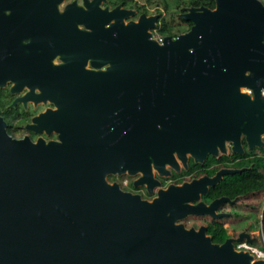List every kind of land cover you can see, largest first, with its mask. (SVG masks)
I'll list each match as a JSON object with an SVG mask.
<instances>
[{"label":"water","instance_id":"95a60500","mask_svg":"<svg viewBox=\"0 0 264 264\" xmlns=\"http://www.w3.org/2000/svg\"><path fill=\"white\" fill-rule=\"evenodd\" d=\"M60 1L0 0V11H11L0 14V85L11 80L12 91L37 86L41 94L23 101L48 99L59 107L29 126L58 134V141L46 145L12 138L0 118V264H249L250 254L235 255L231 242L215 246L201 230L173 223L227 201L200 202L220 177L171 185L148 204L106 184L102 175L113 168L123 173L130 159L126 171L139 166V182L150 189L155 182L149 158L161 172L164 161L176 165L174 149L184 161L185 153L200 158L224 140L241 151L240 135L249 147L260 145L264 6L257 0H214L212 10L182 14L192 23L187 32L157 44L148 32L156 17L141 14L137 22L124 23L131 12L101 9L103 0H89L85 9L71 3L59 15ZM23 35L34 40L26 46L32 53L20 57L23 46L14 45ZM37 49L42 50L35 54ZM55 54L65 55V75L48 67ZM86 58L94 68L107 62L111 67L83 70ZM237 84L251 88L253 98L240 94L233 100ZM164 135L165 145L157 146ZM141 136L131 156L130 140Z\"/></svg>","mask_w":264,"mask_h":264},{"label":"rangeland","instance_id":"374dc122","mask_svg":"<svg viewBox=\"0 0 264 264\" xmlns=\"http://www.w3.org/2000/svg\"><path fill=\"white\" fill-rule=\"evenodd\" d=\"M88 1L89 0H61L56 5V7L59 13H61L65 7H69L71 3H75L76 6L81 9H85V4ZM103 1H101L99 4V7L101 9H113L109 6H104L102 3ZM126 1L127 4L125 6H118L120 9H126L131 12L124 19V23H127L129 21L137 22V19L141 14H144L146 17H156L154 25L152 26V28L148 29L149 38L152 40H154V30H156V32L160 34V36H169L173 40H175L179 34L185 33L189 30L187 25L185 23H182L178 19V15L181 14L182 16L183 12L189 10V7L187 6L188 0H180L178 4L174 0H134L135 3H133V0ZM261 4L263 5L264 2H262ZM5 11L7 10L2 11L1 13ZM164 24L167 25V28L165 29V31H161ZM76 27L77 29H81L82 25L77 23ZM58 60L59 55H57L56 58H53L49 62L51 64H54ZM106 65L107 66L102 67V69L99 70L105 71L111 67V63L109 62L106 63ZM12 83L13 82L11 81L3 84L1 98L6 99V101L11 100L10 105L12 106H18V108L20 109V117L14 121H7L1 116L2 114L0 110V118L4 122L6 132L14 139H22L26 137L32 143H36V141L39 139L43 140L45 145L51 141H58V134L54 131H51L49 134H47L44 130H42L41 132H36L29 128L31 124H35L32 119L35 116L40 115L41 112L44 113V111L47 110L48 107L56 110L57 107L55 103L53 105V101L49 102L48 100L39 99L34 100L33 98H28L23 101V98L21 96L24 95V91H29L31 88H24L21 92H14L12 91ZM243 90L244 89H242L241 87L240 91L242 92ZM34 92H38V89L35 88ZM34 92L29 91L27 93V96H33V94H35ZM249 97L253 98L252 94L249 95ZM185 117V114L181 113V121H184ZM202 125L203 124H200V127H202ZM260 142V145H253L254 147H252V154H262L260 152V149L264 147V134L260 135ZM228 143H230L231 145L230 148H228ZM216 149L218 150L217 152H215L217 154V157H214L215 159L214 161H212L216 172L214 173V171H212V173L214 174L212 178L215 176L220 177L222 175L221 169L225 170V168L229 167L235 159H243L246 157V153H243L242 151H235L233 149V143L229 140L223 141L222 146L216 145ZM212 155L214 156V154ZM188 156L189 154L187 153L185 157ZM193 160H200V158H195ZM149 162L152 165V160L150 158ZM165 164L168 163L166 162ZM177 172L178 173H176L175 177H164L166 179L165 182L159 180V184L153 185L150 189L144 187V185H140V183L138 184V173L128 172V174L125 175H116L117 172H114V174L108 173L105 175L103 180L108 185H115L122 192H126L131 195H137L141 200L150 203L158 196V191L166 190L169 185L181 186L183 183L182 181H191H188V177L186 175H182L183 173H181L180 175L179 171ZM251 173L254 186L252 192L246 194L245 196L238 197L234 200H227L219 203L215 208H213L211 213H204L201 215L186 214L181 218L175 219L173 223L175 225L182 226L186 230L192 229L195 232L201 230L204 237L207 238L208 241L215 246H220L226 241H229L231 242L233 249L237 252H245L251 254L249 250L243 248L237 249V245L240 243H244L245 245L251 246L253 248L263 249L264 224L262 225V209L264 206V166L259 168H252ZM180 182L181 184H176ZM137 184L139 186H143L144 189H141V191L138 192L137 189L139 187L137 186ZM196 202H188V204L194 205ZM168 214L169 213H167L166 216H168ZM251 256V262L257 261L260 262L259 264H264L263 258L257 257L252 254Z\"/></svg>","mask_w":264,"mask_h":264},{"label":"flooded vegetation","instance_id":"af4514ba","mask_svg":"<svg viewBox=\"0 0 264 264\" xmlns=\"http://www.w3.org/2000/svg\"><path fill=\"white\" fill-rule=\"evenodd\" d=\"M2 11H0V14L1 15H4V16H8L10 13H11V11L10 10H7V11H5V12H3V13H1ZM63 13V11L61 12V13H59L58 12V14L59 15H61ZM78 30H85L83 27L81 28V29H78ZM22 40H21V44H20V46H23V50L26 52V54L27 55H29L30 53H32L29 49H27V45L30 43V42H32L33 40H34V38H32V37H26V36H24L23 35V37L21 38ZM27 42H26V41ZM40 51H41V49H37V50H35L34 51V53L35 54H38V53H40ZM57 55H59V60L57 61V62H55L54 64H51V63H49L48 62V67L50 68V71H51V73L52 74H54V73H56V72H58V73H61V74H63V75H65V71H63L60 67L61 66H63V65H65V60H64V58H65V55L64 54H55V55H53L52 57H51V60L53 59V58H56L57 57ZM70 57H72V58H74L72 55L70 56ZM74 60H75V62L76 63H78V62H80L79 61V59H77V57L76 58H74ZM108 63V62H107ZM80 66H81V68L83 69V70H86V71H92V72H96V71H103V70H99V69H102V67H105V66H107L106 64H104V65H102L101 67H99V68H94V67H92V65H91V63H90V58H86V60L84 61V63H81L80 64ZM95 71H94V70ZM106 71V70H105ZM104 72V71H103ZM69 74H71V76L73 77V78H75V72H70ZM19 75H21V74H19ZM37 76L35 75L34 76V78H36ZM7 82H11V80H6L4 83H7ZM13 82V81H12ZM14 84H15V82H13L12 83V87L14 86ZM3 85H0V89L1 90H3ZM24 88H29L26 84H23L22 85V87L20 88V90H18V91H14V92H21V91H23V89ZM38 89V87L37 86H35V87H33V88H31L29 91H32V92H34V89ZM29 91H24L25 93H24V95L23 96H21L22 98H25L28 94V92ZM35 93V92H34ZM35 94H41V91L38 89V92H36ZM35 94H33V95H35ZM35 96H37V95H35ZM56 98H58L59 97V91H56L55 92V95H54ZM19 98V97H18ZM21 98V99H22ZM46 100H48V99H46ZM49 101V100H48ZM26 102H29V101H26ZM43 102H45V101H43ZM49 102H51V101H49ZM53 103V105H54V101L52 102ZM13 106H15V105H13ZM12 105H9V107H13ZM58 108V107H57ZM47 110H50V111H53V109L52 108H47ZM47 110H45L44 112H46ZM230 112V111H229ZM41 113H43V112H41ZM40 113V114H41ZM38 116V115H37ZM36 117V116H35ZM181 120V119H180ZM183 122V121H182ZM157 129H159V126H157ZM180 130V128L178 129V131ZM241 136V135H240ZM225 141V140H224ZM171 142L174 144V148L177 146V144H176V142H175V139L174 138H172V140H171ZM223 143V142H222ZM214 145V151H210V150H208V149H206V151H205V155L204 156H201L200 157V160H193V159H195L194 157L193 158H191L192 157V155L191 154H189V156L188 157H185V160L182 162V160L178 157V155H177V153H176V151H175V149H174V151H172V157H173V159H174V162L176 163V165H170V164H163V166H162V171L160 172L158 169H156V168H154V165H153V160H152V171L150 172V178L152 179V181H154L155 183L153 184V185H157V184H159V182L160 181H162V182H165V178L164 177H175V175H176V173H178L177 171H179V174L181 175V173H183L182 175H186L187 177H188V181H192L193 179H198V178H203V177H208V178H212V176L214 175L213 173L211 174V175H206V173H204V172H202V173H200L199 175H195V172H191V173H186L188 170H189V168L191 167V165L192 164H194L195 165V167H197L196 168V170H204V171H214V173L216 172V169H215V167L213 166V162L212 161H214V159L217 157V154L215 153V152H217L218 150L216 149V145H218V144H213ZM230 143H228V148H230ZM239 146H240V148H241V151L243 152V153H246V155L247 154H251L252 155V147H249L248 146V144H247V142H246V139H245V136H241L240 138H239ZM254 147V146H253ZM236 151V150H235ZM240 151V152H241ZM187 153H185V155H186ZM211 154V155H210ZM212 154H214V156L212 155ZM254 155V154H253ZM215 157V158H214ZM247 157V156H246ZM217 159H219V158H217ZM216 159V160H217ZM240 160H242V159H235L232 163H231V165L229 166V167H226L225 168V170H228V171H231V172H225V173H222V175L220 176V178H219V180L215 183V184H217L219 181H221L222 180V178L226 175V174H228V173H233V172H235V171H237V170H239V169H237V168H233V165L235 164V163H237L238 161H240ZM222 170H224V169H221V171ZM185 172V173H184ZM120 174H123V175H125V174H128V172L126 171L125 173H120ZM139 174V176H138V184L140 183V185H144V187H147L148 188V186H147V183L146 182H139V180L140 179H142L143 178V173H141V172H139L138 173ZM117 175V174H116ZM161 176V177H160ZM200 176H203V177H200ZM122 177V176H121ZM158 177V178H157ZM160 177V178H159ZM183 177V176H182ZM160 180V181H159ZM183 183H187V182H184V181H182ZM182 183V184H183ZM137 184V186L139 187L137 190H138V192L139 191H141V189H144V187L143 186H139ZM176 184H181V182L180 183H176ZM214 184V185H215ZM153 185H151V188H152V186ZM169 186H171V185H169ZM210 186H212V185H209L208 187H207V190H208V188L210 187ZM206 205H208V204H206Z\"/></svg>","mask_w":264,"mask_h":264},{"label":"trees","instance_id":"16d2710c","mask_svg":"<svg viewBox=\"0 0 264 264\" xmlns=\"http://www.w3.org/2000/svg\"><path fill=\"white\" fill-rule=\"evenodd\" d=\"M179 3L180 0H174ZM104 6H109L111 8L115 7H123L127 4L126 0H104ZM133 3L134 0H133ZM137 4V3H136ZM138 5V4H137ZM187 6L190 9H197V8H207V9H214L215 3L214 0H188ZM138 7V6H137ZM187 10V11H189ZM185 11V12H187ZM183 12V13H185ZM178 19L185 23L190 29L192 23L190 21H185L181 17V14L178 15ZM167 25H163L161 31H165ZM264 39V38H263ZM2 97V90L0 89V110L1 116L3 119L7 121H14L20 117V109L18 106L9 107L10 101ZM261 155H251L247 154L245 158L238 161L233 165V168H237L239 170L226 174L221 181L217 184L212 185L208 188V190L201 194L200 202L204 204H209L213 200L219 198H226L228 200H234L238 197L245 196L246 194L253 191V182H252V168H259L264 166V147L260 149ZM252 167V168H251ZM194 164L191 165L189 170L186 173L195 172V175H199L200 173L204 172L206 175H211V171H204V170H196ZM264 224V206L262 209V225Z\"/></svg>","mask_w":264,"mask_h":264},{"label":"bare ground","instance_id":"6f19581e","mask_svg":"<svg viewBox=\"0 0 264 264\" xmlns=\"http://www.w3.org/2000/svg\"><path fill=\"white\" fill-rule=\"evenodd\" d=\"M72 23H73V21H72ZM8 34V33H7ZM5 35V34H4ZM4 37V36H3ZM3 37L2 36H0V38H2L3 39ZM21 40L22 39H18L17 40V42L15 43V48L16 47H18L17 45H20L21 44ZM42 50V49H41ZM10 54H14L13 52H11ZM24 55H27L26 54V52L23 50V49H20V52H19V56L21 57V56H24ZM8 60H9V58H8ZM51 60V58L50 57H48V62ZM50 63V62H49ZM40 65V64H39ZM6 66H9L8 64L6 65ZM2 70V68H0V71ZM246 71H244L243 72V75L245 76V73ZM241 87H242V89H244L242 92L240 91L241 90ZM235 88H236V90H235V92H234V95H233V100H235L236 99V96H238V95H240V94H245V95H248L247 94V92L248 91H245L246 90V88L247 87H245L244 85H241V84H237L236 86H235ZM249 89H251V88H249ZM240 92V93H239ZM202 98V97H201ZM224 102H225V100H224ZM224 105H226V104H224ZM227 106V105H226ZM59 108V107H58ZM57 108V109H58ZM223 120V119H222ZM223 122V121H222ZM155 126H160L161 125V123L158 121V120H156V121H154V123H153ZM145 130L147 131V132H149V130H150V128L147 126L146 128H145ZM175 131V130H174ZM173 133V132H172ZM167 135H164V136H162L161 138H165ZM160 138V139H161ZM162 139V140H160L159 139V142H157V146H160V144H163V145H165V140L166 139ZM143 137L141 136V137H133L131 140H130V143L131 144H133L134 145V148H133V150L130 152L131 153V156H135V154H136V152H137V149H138V142H141V143H143ZM167 139H169V140H172V135H170V136H168V138ZM163 145H161V146H163ZM162 150H163V147H162ZM188 153V152H187ZM129 153L128 152H125L124 153V158H129L128 155ZM146 155H149L148 154V152H147V154ZM164 163H166V161H164ZM132 165H133V161L132 160H130V159H128V161H127V163H126V165H125V167H124V171H123V173L124 172H126V170H128L129 168H131L132 167ZM148 167H149V172H151L152 171V166H151V163L149 162L148 164ZM139 166H137L136 167V169L134 170V173H139V172H141L142 173V170L141 169H139L138 168ZM114 169V168H113ZM112 169V170H113ZM108 171V172H105L103 175H102V178H104L105 177V175L106 174H108V173H113L114 174V172H116L115 170L116 169H114L113 171ZM156 198H158V196L156 197ZM152 202V201H151ZM151 202L150 203H148V204H151ZM181 202H183V201H181ZM180 202V203H181ZM232 251L233 252H235L234 254L235 255H240V256H242L240 253H238L237 251H235L234 249H232ZM247 256L249 257V259H248V263L249 264H252V263H254V262H256V261H252L251 262V259H252V256H251V254H250V256L247 254Z\"/></svg>","mask_w":264,"mask_h":264},{"label":"built area","instance_id":"2783aa9c","mask_svg":"<svg viewBox=\"0 0 264 264\" xmlns=\"http://www.w3.org/2000/svg\"><path fill=\"white\" fill-rule=\"evenodd\" d=\"M257 1L260 4L262 2H264V0H257ZM262 6H264V4ZM153 39H154V41H156L157 44H161L162 41H163V39H164V36H162V35L160 36V34H158L156 32V30H154L153 31ZM245 91H248L247 92L248 95H251L252 94L251 89H249V88H246ZM261 94H262V96L264 98V91H261ZM241 248L246 249V250H249L252 255H255L257 257H260V258H263L264 259V245H263V249L262 248L261 249H259V248L257 249V248H253L251 246H247L244 243H240V244L237 245V249H241Z\"/></svg>","mask_w":264,"mask_h":264}]
</instances>
